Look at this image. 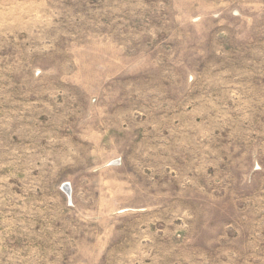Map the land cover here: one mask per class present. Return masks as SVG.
I'll list each match as a JSON object with an SVG mask.
<instances>
[{"label":"rangeland","instance_id":"rangeland-1","mask_svg":"<svg viewBox=\"0 0 264 264\" xmlns=\"http://www.w3.org/2000/svg\"><path fill=\"white\" fill-rule=\"evenodd\" d=\"M0 264H264V0H0Z\"/></svg>","mask_w":264,"mask_h":264}]
</instances>
